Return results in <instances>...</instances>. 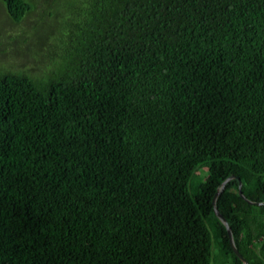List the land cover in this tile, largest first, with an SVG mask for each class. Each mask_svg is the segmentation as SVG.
Instances as JSON below:
<instances>
[{"label": "trees", "instance_id": "trees-1", "mask_svg": "<svg viewBox=\"0 0 264 264\" xmlns=\"http://www.w3.org/2000/svg\"><path fill=\"white\" fill-rule=\"evenodd\" d=\"M62 34L46 74L0 66V264H211L210 217L243 264L230 175L264 264V0H84Z\"/></svg>", "mask_w": 264, "mask_h": 264}, {"label": "rangeland", "instance_id": "rangeland-1", "mask_svg": "<svg viewBox=\"0 0 264 264\" xmlns=\"http://www.w3.org/2000/svg\"><path fill=\"white\" fill-rule=\"evenodd\" d=\"M27 1L32 5L33 11L19 23L9 17L0 1V66L24 70L32 75H44L51 68L50 55L66 45L65 35L62 33L66 31L68 19L72 18V13L84 0ZM197 177L201 178V175L198 174ZM207 224L213 236L211 264H232L233 256L227 257L224 254L216 237L215 218H208ZM252 248L258 256H262L255 250V246ZM262 258L264 261L263 256Z\"/></svg>", "mask_w": 264, "mask_h": 264}, {"label": "water", "instance_id": "water-1", "mask_svg": "<svg viewBox=\"0 0 264 264\" xmlns=\"http://www.w3.org/2000/svg\"><path fill=\"white\" fill-rule=\"evenodd\" d=\"M236 175H230L228 176L223 182L222 184L219 186V188L217 189L214 198H213V206H214V210L215 213L217 214V216L220 218V220L222 221V223L226 226L227 228V232H228V236H229V240L231 243L232 248L234 249L235 253L239 256V258L243 261V264H250L249 261L247 260V258L240 252V250L238 249L236 242H235V238H234V232H233V228L228 220V218L225 216V214L219 209L218 204H217V199L220 195V193L225 189L226 184L229 180L235 178ZM242 185L243 182L242 180L239 179V192L240 194L251 204H258V205H262L264 204V200L263 201H257V200H252L250 198H248L242 191Z\"/></svg>", "mask_w": 264, "mask_h": 264}]
</instances>
